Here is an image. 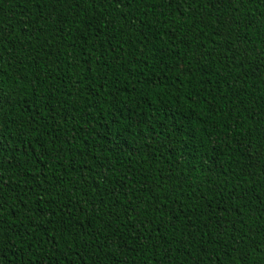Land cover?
<instances>
[{
  "label": "trees",
  "instance_id": "1",
  "mask_svg": "<svg viewBox=\"0 0 264 264\" xmlns=\"http://www.w3.org/2000/svg\"><path fill=\"white\" fill-rule=\"evenodd\" d=\"M0 264H264V0H0Z\"/></svg>",
  "mask_w": 264,
  "mask_h": 264
}]
</instances>
